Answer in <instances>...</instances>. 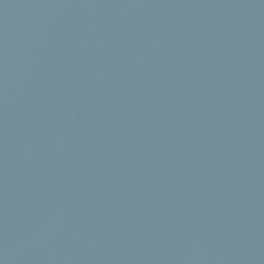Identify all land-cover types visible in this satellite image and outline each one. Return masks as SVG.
Masks as SVG:
<instances>
[{"label":"water","instance_id":"95a60500","mask_svg":"<svg viewBox=\"0 0 264 264\" xmlns=\"http://www.w3.org/2000/svg\"><path fill=\"white\" fill-rule=\"evenodd\" d=\"M0 264H264V0H0Z\"/></svg>","mask_w":264,"mask_h":264}]
</instances>
